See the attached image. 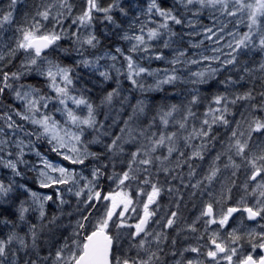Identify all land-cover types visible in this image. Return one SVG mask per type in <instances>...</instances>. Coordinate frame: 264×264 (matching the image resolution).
I'll use <instances>...</instances> for the list:
<instances>
[{"label":"snow or ice","instance_id":"1","mask_svg":"<svg viewBox=\"0 0 264 264\" xmlns=\"http://www.w3.org/2000/svg\"><path fill=\"white\" fill-rule=\"evenodd\" d=\"M23 3L0 9V264H264V0H146L138 11L81 0L75 14L74 0H34L17 21ZM204 9L235 18L233 29L198 27ZM248 80L255 95L238 90ZM237 105L245 112L230 120ZM185 166L184 187L201 198L190 221L172 186L175 210L160 214L159 175L167 184ZM236 213L255 223L233 226Z\"/></svg>","mask_w":264,"mask_h":264},{"label":"trees","instance_id":"2","mask_svg":"<svg viewBox=\"0 0 264 264\" xmlns=\"http://www.w3.org/2000/svg\"><path fill=\"white\" fill-rule=\"evenodd\" d=\"M0 2H1V6H6V8H7L9 0H0ZM33 2H34V0H27V3L19 4L17 6L18 11L15 13L17 21L22 20L23 15H24L25 12H30L32 10ZM127 3H128V1H127ZM168 3L170 4L171 0H168ZM115 15H116L118 21H120L121 17L119 15V13L117 12V13H115ZM14 26L15 25H13V27ZM109 27H111V26H109ZM96 28H97V31H102V29L104 28V25L99 23V21H97L96 22ZM8 34L10 35L11 33H8ZM255 58H256L257 61H259V59H260L259 54H257ZM243 59L247 60V59H249V57H244ZM14 64L16 66H18L19 65L18 60L14 61ZM151 66L152 67H156V66H163V65L161 64V62H154ZM254 66L255 65L249 64V67H254ZM9 67L11 68V70H15L14 67H12V66H9ZM5 70H8V69H5ZM257 75H259V73H257ZM97 79H99V78L97 77ZM147 79L149 81H151L150 77L147 78ZM23 82L24 83L33 82V78L32 77L25 78L23 80ZM242 84H243V87H238L239 91L247 90L248 88H252L253 85H255V90H254V93H253L255 95L261 89V84H260V82L258 80H254V81L253 80H248V81L242 82ZM114 86L115 85H112V84L105 85V87L107 89H109V90H110L111 87H114ZM124 87L125 88L129 87V85L127 84V81L124 82ZM166 87L169 88L170 92L178 91V90L172 89L170 86H166ZM125 94H127V93H125ZM136 95H139V93H136ZM149 95H153V96H156L157 98H159L160 96L167 95V93H150ZM93 98L95 99L96 103H99V99L95 96V94L93 95ZM173 99L174 100L178 99V97H173ZM260 99L261 98L259 96H256V100L253 101V103L258 102ZM247 103L248 102H241V104H247ZM233 110L235 112V117L230 116L229 117L230 120H232V119L239 120L240 119V113L241 112H245V109L243 107H241L240 105H237ZM245 114H247V113H245ZM256 114L260 115V116H264V112H259V113H256ZM100 119H103L102 115L100 116ZM233 126H235V125H233ZM219 132H220L222 137L225 136V130L223 128L219 129ZM217 146H218V144H216L215 147L212 148L211 152L209 153V156L215 155V153L221 149V148L219 149ZM91 147L93 148V150H98V146H96V145H92ZM52 155H53V159L54 160L62 161L60 159V157H56L54 154H52ZM222 159L224 161H226L227 157H223ZM64 162L67 163V165H68L67 161H64ZM194 163L202 164L204 169H206V167H207V164L205 162L195 161ZM117 167L119 168V165ZM198 171H200V170L198 169ZM187 172H188V169H187V166H185L183 169H176L175 170V172L173 173V175L177 176L175 180H172L171 177L168 178L169 183L177 182V178H178L179 182H177V183H181V185L178 186V184L176 183L177 190H181V192H182L181 196L183 197V205H186V206H188L190 203H192V200H193V198L190 197V193H188L189 189H191V188H185L184 187V184L188 183ZM181 173L183 174V182L181 181V178L179 176V174H181ZM158 179L164 186V184H165L164 183L165 176H164L163 173H161L159 175ZM193 182H195V181L193 180ZM28 183L31 184L33 186V188H35L38 191L54 195V192L51 189H39L38 186L35 184L34 174H32V173H28ZM109 184H110L109 181H107V180L103 181V185H104V190L105 191L109 190ZM112 187H114V185H112ZM65 198L66 199H70L72 201V206H71V208L68 209L69 211H71L72 208L75 207V197L67 195V196H65ZM54 209H55V205H51L50 209H49V214H51V211L54 210ZM188 209L189 208H187L186 210L183 211V213H182L183 216L186 215V213L188 212ZM57 214H59V213H57ZM29 215L34 217L36 214L35 213H30ZM96 215H98V213ZM13 219H15V217H13ZM62 219L64 220L65 225H67L68 221H69V217L67 216V214H65L62 217ZM73 222H74V218H73ZM60 230L61 231H65L66 235L70 232V229L61 228ZM0 231H2L3 233L6 234L7 231H8V228L5 227L4 225H0ZM18 231L20 232L21 235H23L24 232L27 231V226L26 225H21V228L18 229ZM39 244H40V250H41L42 254H47V248H46V245L44 244V239L43 238L39 241ZM20 255L23 256V253H21ZM33 255H35V254L33 253Z\"/></svg>","mask_w":264,"mask_h":264},{"label":"rangeland","instance_id":"3","mask_svg":"<svg viewBox=\"0 0 264 264\" xmlns=\"http://www.w3.org/2000/svg\"><path fill=\"white\" fill-rule=\"evenodd\" d=\"M127 1H128V3H133V5H134L133 11H138V9L136 8V5H140L142 7H146V0H127ZM107 2H108V0H103V3L106 4ZM74 3L77 5V7L74 9V14H75V13H77L79 11L78 5L81 3V0H74ZM0 9H3L5 11H7L6 6H1V2H0ZM188 15H189V18H192L190 13ZM123 19H124L123 17L120 18V20H123ZM234 19L235 18H233V17L222 16L219 12L215 11L214 9H204L203 12H202V15L199 17L198 27L215 25V27L217 29H219V28L223 27L226 24L227 28L225 29V32H227L228 30H232L233 29V24L229 23V21H234ZM70 23H71L70 20L66 21V25L70 24ZM124 27H127V24H125ZM246 30H247L246 27L241 26L240 31H246ZM209 54H211V53H209ZM73 55H75V54L73 53ZM18 63H19V60H18ZM156 67H158V66H156ZM16 83H19V82H16ZM217 144H218L217 147L220 149L221 148V144L220 143H217ZM55 161H58V160H55ZM59 163L61 165H66L69 168L73 167L70 164L67 165V164H64V163H61V162H59ZM179 176H181V174H179ZM243 179H244V177H243V175H241L238 182H243ZM177 182H179L178 178H177ZM177 182L164 184V186H163L164 190H163V192L161 194V197L159 198V203L161 205L160 214H163L168 209L175 210V205L172 203V200L178 199L179 197L169 194L168 193V187L172 186L174 189L177 190V186H176ZM177 184H178V186L181 185V183H177ZM219 189H220V185L217 183L215 185V187H214V191H216L218 193ZM192 191H193V189H189L188 193H191ZM179 192H180V194L182 193L181 190H179ZM241 194H243L242 190L234 189L233 190V200L231 202L234 203L237 199H239V196ZM67 195L68 194L66 193L65 196H67ZM170 195H171V199H170ZM192 198H193L192 203H190L186 207H185V205H183V201L181 203V211H182V213H183L184 210L189 208L188 212L185 215V217L189 216V218H188L189 221H190L191 217L194 216V214L191 215V212L196 213V209L193 208V204L195 203L197 205V207H198L200 199H201L199 194L196 197H192ZM204 199H207L206 195H205ZM249 199H251V198L249 197ZM101 211H102V209H101ZM98 215H100V213H98ZM239 220H240V216H236V219H235V222H234L233 226H236L237 224H239Z\"/></svg>","mask_w":264,"mask_h":264},{"label":"flooded vegetation","instance_id":"4","mask_svg":"<svg viewBox=\"0 0 264 264\" xmlns=\"http://www.w3.org/2000/svg\"><path fill=\"white\" fill-rule=\"evenodd\" d=\"M182 212V211H181ZM192 214H194L195 215V213L194 212H191V215ZM190 215V216H191ZM242 215H244L245 216V223H247V224H249V225H253L255 222H250V221H247L246 220V214H241V213H236L235 214V217L236 216H242ZM187 218H189V216H186ZM192 218V217H191ZM182 223H183V221H182ZM186 235H189V236H191L192 234L191 233H186ZM184 243H194V241H186V242H184ZM243 250H245V251H248V252H250L251 251V247H250V245H245V248L243 249ZM189 255H191V254H189ZM254 255L258 258L259 256H262V255H264V251H261L260 249H257L256 250V253H254Z\"/></svg>","mask_w":264,"mask_h":264}]
</instances>
